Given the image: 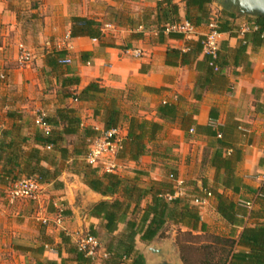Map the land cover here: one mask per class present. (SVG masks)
I'll return each mask as SVG.
<instances>
[{
	"label": "crops",
	"instance_id": "crops-1",
	"mask_svg": "<svg viewBox=\"0 0 264 264\" xmlns=\"http://www.w3.org/2000/svg\"><path fill=\"white\" fill-rule=\"evenodd\" d=\"M171 2L178 8V23H185V0ZM157 5V0H0V138L6 132L8 142H23L22 149L28 151L36 146L34 134L41 132L35 120L39 116L53 117L62 108L73 109L82 128L77 136L65 139L70 156L58 178L60 188L44 184L35 202L19 204L16 202L20 200L12 202L6 197L5 203H0V264H77L62 245L61 235L75 245L78 237L90 229L95 230L101 243L93 264H101L110 241L125 232V224L120 223L113 235H107L101 220L88 215L92 206L113 199L92 192L81 177L72 173V161L81 159L71 152L82 142L83 130H103L101 118L93 117L97 103L73 99L91 83L106 89L125 116L161 126L156 140L147 145L148 152L137 161L120 162L117 175L135 178L138 186L145 189L152 181H168L167 171L174 168L182 182V196L192 194L194 184L198 189L203 183L213 187L215 171L206 160L213 153L214 140L196 133L194 125L216 128L234 124L239 130L235 176L250 192L227 191L225 195L235 202L253 203L252 210L260 209L255 194L264 184V33L261 42L246 44L245 34L256 30L252 20L255 17L237 18L219 11L211 1L207 6L211 9L210 20L228 29L220 33L221 67L213 73L207 67L206 55H196L199 41L209 32L206 21L193 26L191 34L173 33L176 35L170 37V32L160 33ZM75 18L97 23L102 39L72 37V30L78 26L73 23ZM21 47L31 55L27 64L19 62ZM168 49L190 51L193 55L189 64L166 65ZM136 51L141 54L138 58L133 57ZM63 60L70 63L61 64ZM164 104L175 106L177 116L173 121L158 118V108ZM185 116L193 120L191 129ZM126 128L124 123L120 129L123 143ZM158 144L165 145L169 159L161 157ZM54 156L57 161L58 155ZM149 203V197L141 201V209ZM133 206L131 203L126 220L138 223L142 211L133 212ZM215 208L214 198L200 208L206 232L217 216L235 235L231 239L236 240L241 229L233 231ZM59 209L62 223L55 225ZM80 212L82 219L78 218ZM43 219L49 220L47 225L41 223ZM245 224H254V219L246 218ZM176 237L177 228L171 225L163 238L150 244L142 243L137 236L135 250L143 264L158 261L149 251L151 247L180 264Z\"/></svg>",
	"mask_w": 264,
	"mask_h": 264
},
{
	"label": "trees",
	"instance_id": "trees-1",
	"mask_svg": "<svg viewBox=\"0 0 264 264\" xmlns=\"http://www.w3.org/2000/svg\"><path fill=\"white\" fill-rule=\"evenodd\" d=\"M157 4L158 21L159 26H161L160 33L163 34L167 25L178 23V8L172 4L171 0L157 1ZM210 4L211 0H185L186 22L192 26H198L202 21L209 24L211 22V9L207 6ZM192 11L196 14L193 15ZM252 20L256 30L245 34L244 41L246 44L247 41H252L254 44L261 42V36L264 33V18H253ZM73 23L75 27L78 26L72 30V37L86 36L97 40L102 39L103 34L99 25L94 21L75 18ZM217 24L218 33L228 31L222 23ZM173 35L176 34L169 33L170 37ZM135 37H139V35ZM200 41L196 55L203 50ZM192 55L190 51L184 53L168 49L165 63L170 66H185L189 64ZM205 57L207 58V67L214 73L209 66L210 58ZM215 63L220 71L219 55ZM74 84L78 85V80H75ZM73 99L76 102L97 103L93 117L101 118L104 131L121 129L126 123V140L122 144V150L117 155L120 162L137 161L141 156H144L148 152L147 145L153 143L161 131V126L158 123L139 120L122 114L117 105V100L108 96L107 90L100 87L98 83L89 84L79 93H76ZM157 115L160 120L173 121L177 116L176 108L172 104L161 105ZM184 118L190 124L191 129L193 120L187 116ZM44 122L50 127V132L47 135L43 132H36L33 137L36 146L28 151L22 149L23 142L15 140L8 142L5 139L7 133L2 132L0 138L1 186L9 188L12 183L21 179H33L40 185L53 183L56 188L61 187L58 178L65 169V162L70 156L68 145H65V139L77 136L82 131L80 120L73 109L62 108L56 111L55 116L45 118ZM194 130L196 133L214 140L213 153L206 161L215 171V185L208 187L207 183H203L202 188L198 189L194 184L192 194H185L173 198L171 201L165 199V196H173L176 189L169 180L152 181L144 189L138 186L135 178H122L116 173L101 172L87 165L83 158L87 153L89 142L98 137L101 132L98 131V133L93 128L83 130L82 142L71 152L73 157L81 159V162L72 161V173L81 177L84 184L92 192L113 199L112 201H101L92 206L88 215L101 220V226L107 235H113L120 223H124L126 226L125 232L117 238H113L106 247V258L102 260L101 264H143L141 255L135 250L136 237L140 236L142 243L150 244L156 238H163L165 231L171 225L177 228L176 246L180 251L183 263L193 264L188 252L191 243L185 239L207 233L206 226L200 216L201 207L194 203V198H203L207 193L216 201L215 210L220 218L230 225L234 229L233 231L241 229L237 239L232 240L228 249L224 250L219 264H264V184L255 194L258 196L256 198V204L260 207L258 210L249 211L240 206L238 201L235 202L225 195L227 191L233 194H238L241 191L250 192L242 181L235 176V167L239 162V150L236 147L238 126L229 124L212 128L194 125ZM47 147L51 149L47 150ZM54 155H58L57 161H55ZM169 175L177 178L176 169L169 168L167 178ZM147 197L150 198V203L141 209L140 203ZM131 203L134 204L133 212L135 210L142 211L138 223L131 219L126 220ZM246 218L254 219V224L247 226L245 224ZM183 229L185 232H182ZM87 234L97 238L93 229H90ZM61 243L67 248V252L74 257L77 264H93L95 262L84 258L83 254L76 250L75 245L71 244L70 240L63 235H61Z\"/></svg>",
	"mask_w": 264,
	"mask_h": 264
},
{
	"label": "built area",
	"instance_id": "built-area-1",
	"mask_svg": "<svg viewBox=\"0 0 264 264\" xmlns=\"http://www.w3.org/2000/svg\"><path fill=\"white\" fill-rule=\"evenodd\" d=\"M161 2L162 0H157ZM217 22L211 21L208 24L209 32L202 37L201 45L203 47L202 52L210 58L209 66L214 72L219 71V67L215 63L218 57L219 50V37L220 33L217 32ZM165 32L177 33L188 35L193 32V26L188 22L176 23L172 25H167ZM21 53L19 55L20 64H27L30 61L31 55L23 47L20 48ZM133 57L138 58L141 54L139 52H134ZM69 60H63L61 64H68ZM45 117L39 116L35 120V125L43 132L48 134L50 132V127L44 122ZM193 130H190L192 133ZM123 140L120 136V129H112L109 131L102 130L100 135L89 142L87 153L83 158V161L92 168H96L101 172L105 173H116L119 169L120 161L117 159L118 153L122 150ZM50 150V147L46 148ZM169 181L175 185L176 192L173 196H165V199L171 201L173 198L182 196V182H179L177 178L173 175L168 176ZM42 185L38 184L33 179H21L17 182L12 183L9 186L7 197L10 201L16 200H26L35 202L39 199L42 192ZM211 198V195L207 193L203 198H194V203L200 207H204L207 204V200ZM239 205L247 210L253 209V203L239 201ZM62 210L59 209L54 217V224L60 225L62 223ZM48 219L41 220V223L47 225ZM76 250L83 254L84 258L90 259L92 261L97 260L98 253L101 250V243L98 238L85 234L78 237L75 243Z\"/></svg>",
	"mask_w": 264,
	"mask_h": 264
},
{
	"label": "rangeland",
	"instance_id": "rangeland-1",
	"mask_svg": "<svg viewBox=\"0 0 264 264\" xmlns=\"http://www.w3.org/2000/svg\"><path fill=\"white\" fill-rule=\"evenodd\" d=\"M156 146L161 157H163V159H169L168 154L165 152V145L158 144ZM160 168L164 169L163 165H161ZM7 192L8 187L0 185V203H5L3 200L7 197ZM24 201L26 200H20L16 203L25 204ZM4 218H8V216H4ZM233 236L235 235H231L230 229L227 228L226 225L224 226L217 216L214 217L209 223V229L205 235H196V237L185 239L191 243V247L188 250L191 262L193 264H219V260L223 256L224 250L228 249V245L232 241L231 237Z\"/></svg>",
	"mask_w": 264,
	"mask_h": 264
},
{
	"label": "water",
	"instance_id": "water-1",
	"mask_svg": "<svg viewBox=\"0 0 264 264\" xmlns=\"http://www.w3.org/2000/svg\"><path fill=\"white\" fill-rule=\"evenodd\" d=\"M212 4L219 10L234 15L237 18L255 17L264 18V0H211ZM104 197V196H102ZM106 198V197H104ZM83 213H79L82 219ZM152 255L158 257L156 264H174L167 255L161 253L156 247L149 248ZM180 264H184L180 261Z\"/></svg>",
	"mask_w": 264,
	"mask_h": 264
}]
</instances>
